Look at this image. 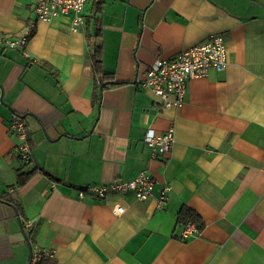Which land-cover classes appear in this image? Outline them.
<instances>
[{
	"label": "crops",
	"instance_id": "crops-1",
	"mask_svg": "<svg viewBox=\"0 0 264 264\" xmlns=\"http://www.w3.org/2000/svg\"><path fill=\"white\" fill-rule=\"evenodd\" d=\"M35 3L0 0V38L34 26L23 49L0 43V264H30L32 246L54 253L39 264H264V0H89L76 32L71 15L38 20ZM212 34L227 68L191 79L183 105L163 110L136 79ZM171 128L172 151L154 157L147 131ZM141 173L154 180L147 200L79 197ZM184 208L203 227L181 239Z\"/></svg>",
	"mask_w": 264,
	"mask_h": 264
},
{
	"label": "built area",
	"instance_id": "built-area-1",
	"mask_svg": "<svg viewBox=\"0 0 264 264\" xmlns=\"http://www.w3.org/2000/svg\"><path fill=\"white\" fill-rule=\"evenodd\" d=\"M89 0H36L35 14L37 19L50 22L60 15H71L70 31H79L84 26L83 10ZM33 25L26 29L24 34L16 39L0 38V43L11 48L23 49L32 32ZM229 63V54L224 37L212 34L207 41L198 43L183 50L174 58H158L148 68L143 78H137L136 83L143 89H150L161 101L163 110L181 107L187 91L188 82L194 78L205 77L211 70L223 71ZM10 130L19 139L17 146L18 155L22 161L29 163L32 158V149L28 136V129L24 121L15 116ZM151 147L154 157L168 155L175 143L174 129L157 132L149 129L144 138ZM154 180L147 173H141L132 180H116L109 184L84 187L79 191V197L87 194L104 197L109 192H132L139 200H147L153 193ZM169 186H165L159 197L157 206L165 207ZM115 212H124L122 206H116ZM201 230L193 223L184 225L180 238L186 239L193 234H200ZM54 256L53 251L32 246L30 264H39L47 258Z\"/></svg>",
	"mask_w": 264,
	"mask_h": 264
},
{
	"label": "trees",
	"instance_id": "trees-1",
	"mask_svg": "<svg viewBox=\"0 0 264 264\" xmlns=\"http://www.w3.org/2000/svg\"><path fill=\"white\" fill-rule=\"evenodd\" d=\"M102 1V0H99ZM102 52L100 49V45L95 47V50L92 54V58H93V62H94V66L96 69V72H98L99 74L102 73ZM117 83H111L110 85H115ZM34 171H30L29 173L26 174H20L19 175V179H18V183L20 185L24 184L26 182V180L28 178H30V176L33 174ZM179 223L186 225L189 222H193L195 223L199 229H202L203 227V223L201 221L200 216L193 211L192 209L189 208H184L180 214H179V218H178Z\"/></svg>",
	"mask_w": 264,
	"mask_h": 264
},
{
	"label": "water",
	"instance_id": "water-1",
	"mask_svg": "<svg viewBox=\"0 0 264 264\" xmlns=\"http://www.w3.org/2000/svg\"><path fill=\"white\" fill-rule=\"evenodd\" d=\"M13 206V205H12Z\"/></svg>",
	"mask_w": 264,
	"mask_h": 264
}]
</instances>
